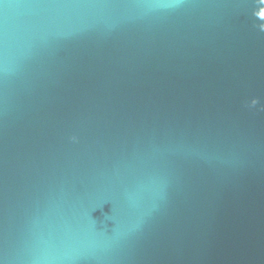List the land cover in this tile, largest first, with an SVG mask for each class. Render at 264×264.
Returning <instances> with one entry per match:
<instances>
[{"label": "water", "instance_id": "1", "mask_svg": "<svg viewBox=\"0 0 264 264\" xmlns=\"http://www.w3.org/2000/svg\"><path fill=\"white\" fill-rule=\"evenodd\" d=\"M0 264H264V0H0Z\"/></svg>", "mask_w": 264, "mask_h": 264}]
</instances>
